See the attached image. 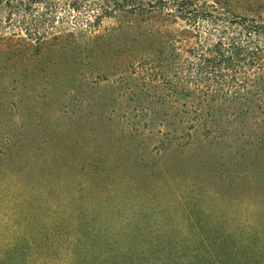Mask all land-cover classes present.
<instances>
[{"label":"trees","instance_id":"obj_1","mask_svg":"<svg viewBox=\"0 0 264 264\" xmlns=\"http://www.w3.org/2000/svg\"><path fill=\"white\" fill-rule=\"evenodd\" d=\"M251 10L222 0H0V156L19 140L9 131L16 91L49 90L69 64L72 79L117 74L146 98L147 81L165 80V149L241 139L237 155L264 160V0ZM121 210L128 221L105 228L77 220L73 236L51 242L70 249L54 260L26 256L18 232L1 243L0 264H264L260 246L212 239L208 221L206 238L150 239L141 211Z\"/></svg>","mask_w":264,"mask_h":264},{"label":"rangeland","instance_id":"obj_2","mask_svg":"<svg viewBox=\"0 0 264 264\" xmlns=\"http://www.w3.org/2000/svg\"><path fill=\"white\" fill-rule=\"evenodd\" d=\"M222 1L249 14L260 0ZM71 69L59 67L49 90L15 93L9 131L19 140L0 156V245L21 232L26 256L54 260L70 249L51 242L73 236L77 220L105 228L134 207L150 239L206 238L208 221L212 239L227 233L264 253V160L237 155L241 139L165 149V80L147 81L146 98L134 80L72 79Z\"/></svg>","mask_w":264,"mask_h":264}]
</instances>
